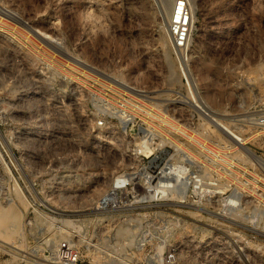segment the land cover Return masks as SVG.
<instances>
[{
    "label": "rangeland",
    "instance_id": "374dc122",
    "mask_svg": "<svg viewBox=\"0 0 264 264\" xmlns=\"http://www.w3.org/2000/svg\"><path fill=\"white\" fill-rule=\"evenodd\" d=\"M166 1L0 0V76L21 78L38 99L40 126L48 114L55 130L39 140L32 196L23 187L25 195L20 192L0 163V204L11 198L18 214L12 230L0 228V264H54L63 228L72 231L67 240L88 264H165V254L183 245L196 264H264V0H195L190 40L171 54L182 72L171 84L158 40L161 22L168 32V17H161ZM40 45L46 50H34ZM47 56L62 61L50 66ZM204 59L214 70L206 73ZM83 69L107 84L86 76V88L78 89L74 80ZM124 92L137 100L125 116L117 107ZM164 111L208 146L165 130ZM100 118L105 125L97 127ZM174 140L177 150L169 146ZM171 156L182 172L168 194L129 211L96 208L111 173L149 172L154 183ZM195 172L205 183L191 180Z\"/></svg>",
    "mask_w": 264,
    "mask_h": 264
},
{
    "label": "built area",
    "instance_id": "2783aa9c",
    "mask_svg": "<svg viewBox=\"0 0 264 264\" xmlns=\"http://www.w3.org/2000/svg\"><path fill=\"white\" fill-rule=\"evenodd\" d=\"M167 23L170 42L179 48L186 47L191 30L190 9L187 0H175L171 22L169 21ZM12 31L19 32L17 30ZM23 34L27 42L30 40L37 43L32 39L29 32L25 31ZM37 49L42 50L46 49V47L40 45L36 48L34 46V50ZM86 76H88V79L99 81L100 84H107L103 78L91 73L87 69H83L80 72V77L78 79V81L81 82V85H77L74 81L75 85L79 87L80 90L86 88L85 84L82 83V80H85L84 78ZM97 81L95 82L98 83ZM20 82L21 78L19 79V77L11 79L7 78L4 72L1 73L0 163L5 175L12 180V182H16V186L20 189V192L25 195L23 191L24 188L27 191V194L32 196L35 194L34 173L36 171V167L33 166L32 163H35L34 160L38 154L39 140L53 137L55 130L54 127L50 125L53 117L48 114L42 116V118H44L43 123L45 124L40 126L38 99L32 95V91L31 95L28 94L29 92L19 84ZM111 87L112 89H117L114 86ZM179 92V90H175V97H179ZM94 93V95H97L98 97V93ZM107 94L111 95L110 93ZM101 99L109 101L104 97H101ZM134 101L137 100L129 93L124 92L119 95L117 107L121 113L120 115H130L132 113L131 110L133 109L129 108V102L136 104ZM200 108L203 110L202 107ZM168 113V111L160 113L163 117L161 125L168 132L179 135L181 133V124L176 118H172ZM259 121L261 124H264V114L260 117ZM94 123L97 127L105 125L103 118L96 119ZM171 143L172 144L169 145L170 148H174V150L179 148L175 140ZM181 172L182 165L179 164L178 160L171 156L165 160L162 166H160L159 180L157 182L154 181V183L153 180L155 176L149 174V172H144L139 177L132 171L111 173L109 176V184L96 198V208L101 211L133 210L138 206L144 205L145 202L150 199L162 197L161 192L157 191L158 187L162 186L167 191L175 188V185L181 177ZM189 177L196 183V185H202L205 183L203 176L198 172H195V174H192ZM25 181L28 183L25 184ZM140 184L143 185V189L139 192L138 186ZM230 202H233V199L230 200ZM235 202L231 203L232 208L236 207L234 204ZM62 233L63 237L56 245L54 264H88L83 262L80 258L77 246L75 247L74 244H71L67 240L68 235L74 239L72 231L63 228ZM165 259V264H179L178 261L180 260L178 253L173 250H169L165 254Z\"/></svg>",
    "mask_w": 264,
    "mask_h": 264
},
{
    "label": "bare ground",
    "instance_id": "6f19581e",
    "mask_svg": "<svg viewBox=\"0 0 264 264\" xmlns=\"http://www.w3.org/2000/svg\"><path fill=\"white\" fill-rule=\"evenodd\" d=\"M162 2V1H161ZM195 2V0H188V3H189V7H190V24H191V29H192V26H193V3ZM163 3V2H162ZM166 3H167V5L166 6H163V10H161V17L163 18V19H165L166 17H168L167 19H168V21H170L171 22V18H172V16H173V12H174V0H167L166 1ZM99 6V5H98ZM165 21V20H164ZM0 24H1V26H0V29H3L4 30V27L2 26V23H1V21H0ZM5 24V23H4ZM7 25V27L9 26V29L10 30H17V31H19V32H22L23 33V31L21 30V29H17L16 28V26H13V25H9V24H6ZM159 30H158V34H159V36H158V40L160 41V43H161V45H162V47H164V55H165V60H166V66H167V71H168V73H167V79H166V81H167V83L168 84H171V83H173V82H180V77H181V75H182V72H178L177 70H176V68L174 67V61H176V58H177V56L175 55V56H171V54L172 53H174V51L177 49L178 50V48H177V46H175L174 44H172L171 42H170V40H169V36H168V32L166 31V28H165V26H164V24L161 22V24H159ZM21 30V31H20ZM190 32H191V30H190ZM21 33V34H22ZM188 39L190 40V35L188 36ZM52 40H54L55 41V43H57L56 42V40H55V38L53 37L52 38ZM189 40H188V42H189ZM34 42V41H33ZM36 44V43H35ZM41 50V49H40ZM42 50H46V49H42ZM48 53V52H47ZM51 55H54L53 53H50ZM54 57H55V55H54ZM54 57H50L49 58V56H47V57H45V59H46V63L48 64V65H52V64H55L56 62H58V60L60 61H62V59H55ZM69 57H71L72 59H75L77 62H81V63H84L85 61H83V60H81L80 58H78V57H76V56H73V55H71V56H69ZM41 58H43V57H41ZM60 58V57H59ZM68 64H70V63H68ZM72 64V63H71ZM73 65H75V64H73ZM202 65L204 66V70H206V73H208L209 71H211V70H214V68H215V65H214V63H213V61L212 60H207V59H204V60H202ZM54 66V65H53ZM74 67V66H73ZM177 67H178V64H177ZM69 68V67H68ZM76 69V68H75ZM55 70H57V69H55ZM73 70V69H72ZM179 70H180V67H179ZM59 71V70H58ZM63 71V70H62ZM66 71H68V70H66ZM65 71V72H66ZM80 71V70H79ZM82 71V70H81ZM35 73V72H34ZM78 73V72H77ZM38 74V73H37ZM64 74V73H63ZM67 74L68 73H66V75L64 76V77H67ZM71 74V73H70ZM110 75V74H109ZM36 76V75H35ZM62 76V75H61ZM190 76H191V80H192V82L194 83V82H196V76L195 75H193L192 74V72L190 71ZM37 77V76H36ZM43 77V76H42ZM70 77V76H69ZM74 77V76H73ZM111 77V76H110ZM37 79V78H36ZM64 79V78H63ZM72 79V78H71ZM74 79V78H73ZM76 79V78H75ZM115 79V78H114ZM263 79V78H262ZM67 80V79H66ZM117 80H119V79H117ZM75 81V83L77 84V85H81V82L80 81H78V80H74ZM123 82V81H122ZM72 84V83H71ZM124 84V83H123ZM73 85V84H72ZM118 87V86H117ZM130 87V86H129ZM78 89H79V87H78ZM115 90V89H114ZM139 91H142L143 92V90L142 89H138ZM155 90V89H154ZM148 92H149V90H148ZM73 100H75V99H73ZM72 100V101H73ZM77 103V102H76ZM75 103V104H76ZM74 104V103H73ZM78 104V103H77ZM130 105H135V104H130ZM53 107V106H52ZM56 107H58V106H56ZM77 107V106H76ZM53 109H55V108H53ZM53 112V111H52ZM55 112V111H54ZM57 112V111H56ZM84 114V113H83ZM86 116V115H85ZM83 118V117H82ZM87 119V118H86ZM213 122L218 126V128L220 129V130H222L226 135H228L231 139H233L234 141H236V142H239V143H242L243 142V135H241L240 133H237V132H234L232 129H230V127L227 125V123H224L222 120H219L218 118H214L213 119ZM86 124V123H85ZM88 127V126H87ZM210 130V129H209ZM208 130V131H209ZM181 131L182 132H185L186 134H188L191 138H192V140L193 141H195V142H198V143H203V144H205V145H207V143L205 142L206 140H203V139H201L200 137H198V135H195V134H191V133H189L186 129H184L183 127L181 128ZM207 131V132H208ZM210 132H213V131H210ZM215 132V131H214ZM92 133V132H91ZM96 134V132H94V135ZM208 134V133H207ZM213 135L215 134V133H212ZM93 135V136H94ZM216 135V134H215ZM215 135L213 136V137H215ZM98 136V135H97ZM217 136V135H216ZM92 137V136H91ZM204 137V136H203ZM220 137V136H219ZM96 138V137H95ZM101 138V137H100ZM99 138V139H100ZM207 138V137H206ZM208 139V138H207ZM217 139V138H216ZM93 140V139H92ZM107 140V139H106ZM105 140V141H106ZM212 140V139H211ZM72 141H74V140H72ZM96 141H98L97 139H96ZM96 141H94V142H96ZM102 141V140H101ZM104 141V142H105ZM75 142V141H74ZM99 142V141H98ZM107 143V142H106ZM217 144H218V142H216ZM101 145V144H100ZM112 145V144H111ZM208 146V145H207ZM109 148V147H108ZM105 150V149H104ZM112 185H113V183H112ZM157 191H160L161 192V196H165L164 194H168V192L169 191H167L164 187H162V186H160V187H158V190ZM16 192V191H15ZM157 193H159V192H157ZM19 199V198H18ZM20 201V200H19ZM11 198L10 199H7V201H6V203H4V204H0V228L2 227H5V229H8V228H10L11 230L13 229V227H15L16 226V220H17V218H18V214L12 209V205H11ZM118 226V225H117ZM7 227V228H6ZM117 228V227H116ZM1 230V229H0ZM117 230V229H116ZM119 230H121V231H123V230H125V229H119ZM119 230H117L118 232H119ZM127 230V229H126ZM125 230V231H126ZM2 231V230H1ZM14 232V231H13ZM8 233V232H7ZM9 233H11L10 231H9ZM21 233V232H20ZM6 234H4L3 235V237H6V236H8V235H10V234H7L6 236H5ZM190 235V234H189ZM60 236V235H59ZM62 237V236H61ZM187 237H189V236H187ZM6 239H9V238H6ZM187 239V241H190V239H188V238H186ZM2 240V242H4L5 244H7V245H11L12 246V244L10 243V242H8V241H6V240H3V239H1ZM56 241H58V240H55V242H54V245L55 244H57L56 243ZM197 242V241H196ZM199 242V241H198ZM192 243V242H191ZM194 243V242H193ZM194 244H196V243H194ZM200 244V243H199ZM222 245V244H221ZM220 245V246H221ZM184 246V245H183ZM181 247V250H180V252L178 253V257H179V259H180V261H182V264H193V263H195L194 262V257H192V255H190L189 254V252H187L185 249H183V248H186L187 246H185V247ZM189 246V245H188ZM202 247V246H201ZM18 248H19V246H18ZM199 248V247H198ZM220 248V247H219ZM194 249V248H193ZM196 249V248H195ZM200 249V248H199ZM207 249V248H206ZM205 249V250H206ZM217 249V248H216ZM223 249V248H222ZM23 250V249H22ZM191 251V250H190ZM202 251V250H201ZM204 251V250H203ZM208 251V250H207ZM197 252H198V250H197ZM225 252V251H224ZM206 253V252H205ZM227 253V252H226ZM194 254H195V252H194ZM197 254V253H196ZM195 254V255H196ZM219 254V253H218ZM198 255V254H197ZM222 255V254H221ZM224 255V254H223ZM199 256V255H198ZM201 256V255H200ZM208 255H206V257H207ZM227 256V255H226ZM198 258V257H197ZM204 258V257H203ZM210 258V257H209ZM219 258H220V256H219ZM227 258V257H226ZM199 259V258H198ZM215 259V258H214ZM222 259H223V257H222ZM203 260V259H202ZM228 260H230V259H228ZM53 262H55V259L54 260H52ZM205 261V260H204ZM125 262H128V261H125ZM130 262V261H129ZM214 262V261H213ZM219 262V261H218ZM197 263V262H196ZM195 263V264H196ZM199 263H200V261H199ZM208 263H211V262H208ZM215 263V262H214ZM225 263V262H224ZM132 264V263H131ZM180 264V263H179ZM221 264H223V263H221Z\"/></svg>",
    "mask_w": 264,
    "mask_h": 264
}]
</instances>
